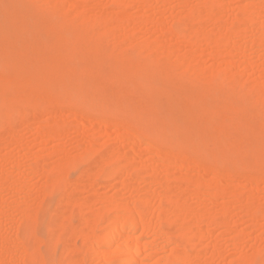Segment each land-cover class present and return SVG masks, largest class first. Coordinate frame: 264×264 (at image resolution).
Segmentation results:
<instances>
[{"label": "rangeland", "instance_id": "rangeland-1", "mask_svg": "<svg viewBox=\"0 0 264 264\" xmlns=\"http://www.w3.org/2000/svg\"><path fill=\"white\" fill-rule=\"evenodd\" d=\"M36 2L34 0H0V66L5 65L11 76L25 71L27 73L36 63L41 61L44 63L56 56L49 52L50 40L47 37L50 30L44 24L45 20L58 17L54 26H62L66 21L72 22L71 18L74 16L76 19L85 16L88 23L107 24L111 27L109 43L117 44L125 52H138L146 46L152 56L160 59L166 67L180 69L182 62L186 64L187 73L192 76L182 79L179 82L180 85L178 84L175 88L169 86L173 75L169 72H155L148 82L149 88L138 96L145 105L149 106L156 101L160 106L168 103L175 114L179 109L175 97L187 84L191 86V89L184 90L191 95L205 96L214 91L228 94L231 93L229 85L252 87L255 92L264 91V47L254 44L259 37L264 36V18L257 14L259 12L257 9L264 5V0H188L187 3L184 0H36ZM205 3H209V8L205 7ZM51 5L61 8L51 12L49 10ZM197 9L202 10H198L200 18L193 24L196 26V37L200 35L231 36L233 41L239 40L238 46H234L232 42L213 43L207 40L204 42L200 39L201 37L199 38L201 41L194 40L190 43L173 36L171 31L184 29L183 20H187V17L190 19L189 17L195 15L193 11ZM245 9H252V22L247 24L246 33L237 39L231 32L238 28L237 18H240V13H243ZM120 13L129 18L143 17L144 20H150L152 24L148 25L144 22L131 27L128 22L118 20ZM233 24H235L234 27H232ZM4 45L10 47L9 51L5 50ZM74 48L79 50L76 59L81 79V87L78 86L76 90L79 103L90 105L98 98L110 100L116 95L125 98L137 96V92H127V97L113 80H103L106 74L109 76L114 74L111 70L114 71L122 66L121 59L112 60V69H110L111 67L106 64L99 66L95 62L103 55L102 51L101 53L95 51L90 58H86V53L78 48V44H75ZM87 59L91 60L87 61ZM191 66L196 69L195 75L202 77L204 81L200 83L193 81L195 75ZM65 92V88L59 91L61 97ZM241 101L242 99L239 100L240 103ZM77 104L71 103L67 106V113L62 116L47 112L39 115V110L36 111L37 115L32 111L38 108L32 109L33 117L28 111L30 117L27 115L25 121L23 119V122H19L20 124L15 123L14 128H11L13 125L10 126V130L0 124V264H76L80 261L79 264H102L106 259L100 258V253L90 255L85 251L82 242L85 237L83 236L84 239H82L80 233L85 235L92 232L95 236H99L104 232L107 220L113 214L111 199H114V202H125L129 196L131 198L127 200L128 202H131L133 196L136 200L137 198L147 199L151 222L156 221L159 207L164 208V217L170 216L173 202L171 200L162 202L166 186L170 189L169 193L172 192L173 195L178 193L184 197L187 210L193 209L199 212L207 210L206 212L209 211V214L214 215L222 209L220 217L218 216L221 224H217L215 219L206 226L203 241L200 242L201 246H199L200 243L199 247L197 246L198 253L194 255L192 250H188L191 254L190 264H198V261H200L199 264H236L234 261L238 258H241L242 262L245 260V264H264V215L257 214L253 218L240 207L235 196L243 199L254 210L264 209V179L253 187V181L247 177L252 175L250 173L253 170L241 169L243 179L235 180L233 177L238 174V169L221 162V166L228 169L229 177H223L222 182L218 184L235 195H222L220 192L213 194L204 189L193 194L191 191L198 188L194 187L195 184L189 183V186L183 190L180 184L177 185L182 183V178L203 179L202 172L190 166L181 165L179 163L181 156L176 152L169 153L167 157H160L146 151L144 145L134 151L132 163L129 164V160L127 163L122 159L130 155L131 148L125 142L124 135L117 132L114 126L105 128V122L99 120L92 112H83L82 121L74 120L72 113L78 112ZM201 107L203 105L192 108L199 110ZM220 109L227 110V108ZM15 110V107L4 108V116L0 118V121L12 119ZM84 116L85 118H82ZM236 117V113H222V119L229 123ZM250 117L241 116L240 120L257 127L264 122V119L257 115ZM85 120V123H81ZM257 120H259L258 123H256ZM54 123L63 124L66 129L61 137L50 139L42 132L43 128ZM257 134L258 130L253 127L243 139L246 142L255 143ZM113 143L117 145V147L114 145L117 152L115 161L106 163V159L112 154L110 149L114 147H110ZM85 154L87 157L91 154V158L82 160ZM68 160H73L75 164L79 163L70 165L71 168L67 169L69 171L65 168L64 176H62L64 191L49 188L54 181L51 177L52 172L58 171L59 167ZM122 161L128 164V167L126 166L129 170L128 174L123 173L121 177L113 179L102 178L103 169L117 170ZM262 166L264 168V164ZM153 168L158 169L156 177L151 175L150 171ZM131 169L133 170L130 171ZM244 173L247 175H243ZM169 174L172 177L168 176ZM260 176L264 178V175ZM4 177L8 178L7 181L3 179ZM175 177L181 181H176ZM213 177L216 178L213 172H210L204 180L211 183L215 180ZM127 180L130 182L128 189L122 184ZM173 185L177 188L174 189ZM182 190L187 193H183ZM108 204L111 205L108 206ZM104 206L107 208L104 209ZM24 210H28L26 214ZM196 215L193 216L199 217ZM27 216L30 219L26 222ZM29 221L35 225L30 223L29 225ZM167 222H163L161 228L169 232L168 238L174 242L183 230L181 221L176 220V225L168 223L171 226ZM187 222L191 223L192 228L203 226L200 218L192 219L191 216ZM35 241L37 244L42 241V244L36 246L37 249L34 246L37 245ZM156 242L159 244L157 251L150 255L141 253L137 257V264H141L140 262L161 264L163 257L170 262V256L173 253L179 254L182 248L168 244L163 238H157ZM22 243L35 247V253L31 249L28 252L26 247H23L25 244ZM131 246H134V242ZM197 255L199 256L196 257Z\"/></svg>", "mask_w": 264, "mask_h": 264}, {"label": "bare ground", "instance_id": "bare-ground-1", "mask_svg": "<svg viewBox=\"0 0 264 264\" xmlns=\"http://www.w3.org/2000/svg\"><path fill=\"white\" fill-rule=\"evenodd\" d=\"M34 1L36 2V0ZM184 1L185 3L188 2V0ZM208 6H210L209 3H205V7L209 8ZM57 8L61 7L51 5L49 10L54 12ZM198 10L201 11L202 9L193 11L195 12V15L191 16L192 19L191 17H189L190 19L187 17L188 21L186 19V21L183 20L182 24L183 27H185L184 29L181 31L170 30L173 36L179 37L185 42L190 43H192L194 40H202L204 42L207 40V42L213 43L232 42L234 46H238L237 41L239 40L233 41L231 36L206 37V35H200L196 37V26L193 24H195V22H197L200 18V11ZM257 10H259L257 14L264 18V5L259 6ZM196 14H198V16ZM240 14V18H237V23L239 26L237 29L231 32V34L235 35V38L237 39L241 38V36H243L248 30L247 24L252 22V9H245L243 13L241 12ZM75 17L76 16L73 18ZM73 18H71V20L74 24L70 21H66L62 26H54L58 20V17H56V19L50 17L48 20L44 21V24H46L50 30L47 37L50 40L49 52L54 56L56 55L53 59L44 61V63H42V61L36 63L32 68L30 67L27 73L25 71L14 76H11L10 71L5 65L0 66V118H3L4 116V108H16V110L13 111L15 112L12 115L13 118L9 120L6 119V121H0L1 126L4 128H9L13 125L11 128H14L15 123L18 124L20 121H25L27 119V115L30 117V113L31 117H33L32 112L37 113L38 110L40 111L39 115H41L43 112H47L52 115L59 114L62 116L67 113V106L71 105V103H78V112L72 113L74 120H81V115L83 112H92L99 120L105 122V128L114 126L117 129V132L124 135L125 142L128 143L129 147L131 148L130 155L122 159L127 163L129 161V164L132 163L131 160H134V151L137 150L139 146L144 145L146 151L153 152V154L160 157H167L169 153L176 152L177 155L181 156L179 161L181 165L190 166L201 171L203 179L194 180L193 178L189 179L188 177H184L182 178V184L178 177L174 178L176 181L179 180L178 182L180 183L177 185L180 184V186L183 187V190H185L189 184H195L194 187L198 189H191L193 194H196L200 192L199 190L204 189L213 192V194L220 192L222 195H235L229 189L221 188L218 184V182H222L221 179L223 177H229L227 175L228 169L223 168L221 166V162H225L231 168L238 169V174L233 177L235 180H240L242 177H244L240 172L241 169L253 170L254 173L252 172L250 173L252 175L247 176L253 181V187L256 186L257 183H259L262 179H264L260 176L264 175V168L262 166L264 164V122H261L262 124L258 125L257 127L256 125L252 126V123H245L240 120L241 116L251 118L250 116L252 115H257L258 117L264 119L263 90L255 92L252 87L229 85L231 93L229 92L228 94H224L222 91H214L213 93H210V95L205 96L202 94L191 95L188 93V91L186 92L184 90L191 89V86L187 84L186 86L184 85L185 87L182 92L177 93L175 97L179 106V109H177L175 114H173L171 105L168 103H166L165 106H160L156 101L149 106L147 104L145 105L138 96H140L142 92L149 88L148 82L152 78L151 76L155 72H169L171 75H173V79L169 83V86H171V88H175L176 86L178 87V84L182 79L189 77L190 75L192 76V74L189 75L187 73L186 64L182 62L180 69L166 67L161 63L160 59L152 56L151 51H149V48L146 46L142 47L138 52H125L121 50L117 44L109 43L112 29L107 24L96 25L95 23H88L86 22L87 17L85 18V16L77 17V19L75 18L76 21ZM117 18L120 22H128L130 26L144 22L148 25L152 24L150 20H144L143 17L140 16L129 18V16L126 17L124 14L120 13ZM77 20H80L78 21L79 23ZM13 25L14 27L16 26L15 23ZM234 26L235 24H233L232 27ZM105 28H107V30H105ZM126 29L129 30L128 28ZM75 44H78V48L82 49V51L86 53V58H90L95 51L100 53L102 51L103 55H101L95 61L99 66L106 64L111 67L112 60L121 59L123 62L122 66H120L118 69H115L114 71L111 70L114 74L110 76L106 74L103 77V80L106 81L111 79L113 82H115V84L119 85L124 94L127 92H137V96L135 95V97L125 98L120 97V95H116L110 100L98 98L90 105L81 104V102L79 103L76 97V93L78 91L76 92V90L81 84V79L79 78V69L77 66L79 64L76 65V59L79 50L77 51V49L74 48ZM254 44L258 47H264V36L259 37L254 42ZM4 47L5 50L9 51V46L4 45ZM88 60L91 59H87V61ZM190 68L195 75V67L191 66ZM110 69H112V67ZM195 79L193 81L196 83L204 81L202 77H197L196 75ZM64 88L66 89V92L64 93V96L61 97L59 91ZM122 92L121 95L123 96ZM241 99L242 101L240 103L239 100ZM199 105H203V107H201V109L199 108V110L193 109ZM35 108L38 109L31 112V110ZM220 108H227V110L223 111ZM178 110L180 111L179 113ZM223 112L236 113L237 117L231 123H229L222 119ZM34 116L37 117L36 115ZM85 116L82 118H85ZM253 121L255 122V120ZM258 121L259 120H257L256 123H258ZM85 122L86 120L81 123ZM64 127L66 126L59 123L49 124L46 128H43L44 130L42 134L50 139H56L62 136L64 130L66 129ZM253 127L258 130L256 138L257 140L256 142L254 141L255 143H250V141H247L249 142L247 143L243 137L246 136V134H248L251 129H253ZM99 128L101 129V127H98V129ZM114 145L117 147L116 143H113V145L110 147L114 148L110 149L112 150V154L106 159V163L115 161V155L117 152ZM154 147H156V149ZM89 155L91 156V154ZM90 156L87 157V154H85V156L83 155L82 160L87 158L89 159L91 158ZM127 163L122 161L120 166L117 167V170L114 171L103 169L101 172L102 178L113 179L115 177L118 178L120 175L122 176L123 173L128 174L129 170L126 169V166L128 167ZM76 164L73 160H68L64 165H59V170L52 172L51 177L54 180V185L51 184L49 188L56 189L58 191H64L63 187L65 185L63 186L62 179V176H64V170L65 168L66 170L71 168L70 165ZM37 169L38 168L35 167L36 171H38ZM132 170L133 169L130 171ZM150 172L152 176L156 177L158 169L153 168ZM210 172H213L216 178L213 177L215 180L211 183H207L204 179H206V175ZM245 174L246 173L243 175ZM170 175L171 174L168 176ZM185 178H187L186 181ZM3 179L7 181L8 178L4 177ZM188 179L190 182L187 181ZM128 183L130 182L127 180L122 184L128 189ZM184 184L187 186H184ZM167 187L168 186L165 188L166 190L164 189L166 195L164 194L162 202L166 203L169 202V200L173 202L171 215H165L164 217L163 212L165 213V210L164 208L159 207L157 219L154 222L149 220V205L147 206V199L137 198L136 200V198L133 196L135 199L133 200L132 197V200L130 199L132 202L131 203L127 201L129 198H131L129 196V198L125 202L122 201V203L119 201L114 202V199L109 197L111 199V204L113 205L114 203V206L108 204V206L111 205L113 214L111 218L107 220V226L104 232L101 233L102 235L100 234L99 236H95L92 232L85 235H83L84 233H80V235L82 237L84 236L86 239L85 240L84 237L82 238L84 239L82 242L85 251H87V253L90 255L100 253V258L106 259L102 264H137V257L141 253L144 255H150L151 253L157 251L159 244L156 242V239L163 238L168 244L170 243L173 246L175 245L174 247L180 246V248H182L179 250V254L173 253L170 256V262L165 257H163L161 264H190L191 254H189L188 250H192L194 255L198 253L197 246L201 241H203V232L205 231L206 226L215 219V222H218L217 224H221V219H219L218 216L220 217V212L222 209H219L214 215L211 213L209 214V211L206 212L207 210H202L200 212L194 211L193 209L187 210L184 197L180 196L178 193V196H174L177 194L173 195L172 192L169 193L170 189ZM175 188H177V186ZM49 191L51 192V189ZM183 193L187 192L183 191ZM172 196H174V198ZM235 196L237 197V201L240 203V207L245 210L247 214L249 213V215L252 217L256 216L257 214L264 215V209L254 210L245 201H243V199L237 195ZM113 198H116V196ZM110 199H108V201ZM48 204L49 203L47 202V205ZM85 206L88 207L86 203ZM106 208L107 207L104 206V209ZM26 211L24 210L25 214ZM31 213L30 215H32ZM193 215H199V217L196 218L197 220L198 218L202 220L203 226H197L196 228L191 227V223H188L187 220H189L191 216L192 219H196ZM28 219L30 218L27 216L25 221L27 222ZM176 220L181 221L180 223L182 224L183 230L180 231L181 235L179 234V237H177L174 242H171V240L168 238L169 232L164 231V229L162 230L161 226L165 221H168L167 224L171 222V225H176ZM29 223L30 221L28 224ZM32 225L34 226L35 224ZM89 235L91 237H89ZM238 237L241 236L238 235ZM147 238H149V240H144ZM142 240H144V243H142ZM133 242L134 246H131ZM40 243L37 244L36 242L35 244L37 245L34 246L38 247ZM199 246H201V243ZM23 247H26L28 252L31 249L33 253H35V247L32 246V248L31 244H27V246L25 244ZM7 249L9 250V248ZM117 256L119 257L117 258ZM198 256L199 255L196 257ZM113 257H115V259H113ZM251 261L253 262V260ZM234 262H236V264H245V260L242 262L241 258L236 259ZM140 263L146 264L144 262ZM199 263L200 261H198V264Z\"/></svg>", "mask_w": 264, "mask_h": 264}]
</instances>
